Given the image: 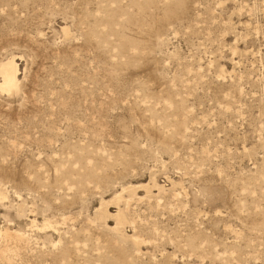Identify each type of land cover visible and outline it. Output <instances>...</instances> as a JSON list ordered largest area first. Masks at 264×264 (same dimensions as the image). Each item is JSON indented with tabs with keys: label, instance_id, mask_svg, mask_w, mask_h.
Wrapping results in <instances>:
<instances>
[{
	"label": "rangeland",
	"instance_id": "374dc122",
	"mask_svg": "<svg viewBox=\"0 0 264 264\" xmlns=\"http://www.w3.org/2000/svg\"><path fill=\"white\" fill-rule=\"evenodd\" d=\"M10 61L0 264H264V0H0Z\"/></svg>",
	"mask_w": 264,
	"mask_h": 264
},
{
	"label": "bare ground",
	"instance_id": "6f19581e",
	"mask_svg": "<svg viewBox=\"0 0 264 264\" xmlns=\"http://www.w3.org/2000/svg\"><path fill=\"white\" fill-rule=\"evenodd\" d=\"M0 71L3 75V82L0 84V88L6 91L16 90L17 79H16V66L14 62L10 61L3 64Z\"/></svg>",
	"mask_w": 264,
	"mask_h": 264
}]
</instances>
